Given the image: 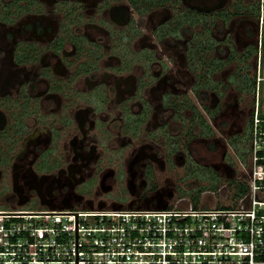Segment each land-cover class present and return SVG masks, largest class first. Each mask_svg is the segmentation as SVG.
I'll use <instances>...</instances> for the list:
<instances>
[{
    "label": "flooded vegetation",
    "instance_id": "flooded-vegetation-1",
    "mask_svg": "<svg viewBox=\"0 0 264 264\" xmlns=\"http://www.w3.org/2000/svg\"><path fill=\"white\" fill-rule=\"evenodd\" d=\"M261 11L0 0V207L163 205L249 178L243 83L264 74Z\"/></svg>",
    "mask_w": 264,
    "mask_h": 264
},
{
    "label": "built area",
    "instance_id": "built-area-1",
    "mask_svg": "<svg viewBox=\"0 0 264 264\" xmlns=\"http://www.w3.org/2000/svg\"><path fill=\"white\" fill-rule=\"evenodd\" d=\"M249 123V178L238 182L245 184L238 195L231 185L197 205L180 198L154 206L0 208V264H264L257 96Z\"/></svg>",
    "mask_w": 264,
    "mask_h": 264
},
{
    "label": "rangeland",
    "instance_id": "rangeland-1",
    "mask_svg": "<svg viewBox=\"0 0 264 264\" xmlns=\"http://www.w3.org/2000/svg\"><path fill=\"white\" fill-rule=\"evenodd\" d=\"M260 3L262 4V8H263V11H261V13L263 15L262 26H263V31H264V0H260ZM260 50H261V52L264 51V44H262V46L260 47ZM256 66H257V63H256ZM261 66H262V62H261ZM257 69H258V66L256 67V73H258ZM260 78L261 79L259 81L260 83H259L258 89L255 91L254 95H255V97L257 96L259 108H260L261 112L264 114V74L261 73ZM257 80H258V77H257ZM254 95L248 94L246 97L250 107H253V104H254L253 96ZM249 122H250V117L248 118V131L246 130L245 135L243 136V138L245 139L243 144L247 149H248L247 142L249 140V131H250V123ZM230 186H231V184H230ZM233 188H231V189H233ZM85 189H86V187H85ZM186 196H188V198H190V194L187 193ZM214 197L215 198L218 197V194L217 193L211 194L210 197H208V198L206 197V198L208 199L209 202H212L214 200ZM198 203H199V201L197 202V204ZM15 207L19 208V209H27V210H38V209L45 208L40 204L39 199H36V198L29 199L24 204L16 205ZM0 208H2V207H0ZM3 208H10V206H4Z\"/></svg>",
    "mask_w": 264,
    "mask_h": 264
},
{
    "label": "trees",
    "instance_id": "trees-1",
    "mask_svg": "<svg viewBox=\"0 0 264 264\" xmlns=\"http://www.w3.org/2000/svg\"><path fill=\"white\" fill-rule=\"evenodd\" d=\"M258 10H259V5H258ZM263 42H264V38H263ZM243 85H246V88H247V90H248V92L250 93V94H253L254 95V93H255V91H256V87H257V84H256V79H255V76L253 75V76H248L247 78H246V81L243 83ZM254 97V96H253ZM230 184L231 185H237L238 187H237V190H235L234 191V195H238L239 193H241L242 191H244L245 190V184L244 183H238L237 181H233V182H230L229 183V186H230ZM215 189H217V185H216V188ZM200 194L199 193H197V194H195V195H190V198H189V200L193 203V204H197V202L199 201V199H200Z\"/></svg>",
    "mask_w": 264,
    "mask_h": 264
},
{
    "label": "water",
    "instance_id": "water-1",
    "mask_svg": "<svg viewBox=\"0 0 264 264\" xmlns=\"http://www.w3.org/2000/svg\"><path fill=\"white\" fill-rule=\"evenodd\" d=\"M23 204V202H21Z\"/></svg>",
    "mask_w": 264,
    "mask_h": 264
}]
</instances>
